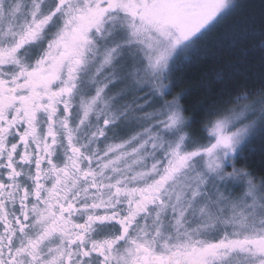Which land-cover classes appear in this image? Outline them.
Returning <instances> with one entry per match:
<instances>
[{
    "label": "snow or ice",
    "instance_id": "6c2138e0",
    "mask_svg": "<svg viewBox=\"0 0 264 264\" xmlns=\"http://www.w3.org/2000/svg\"><path fill=\"white\" fill-rule=\"evenodd\" d=\"M243 7L0 0V264H264V176L237 166L264 134V39L203 137L168 99L193 55L253 35L221 32Z\"/></svg>",
    "mask_w": 264,
    "mask_h": 264
},
{
    "label": "trees",
    "instance_id": "16d2710c",
    "mask_svg": "<svg viewBox=\"0 0 264 264\" xmlns=\"http://www.w3.org/2000/svg\"><path fill=\"white\" fill-rule=\"evenodd\" d=\"M244 5L243 9L226 22L231 25L233 21L247 22L249 30L253 33L249 38L236 45L235 49L225 47L223 52H216L215 48L209 46L211 52L216 55L205 57L203 52L192 56L191 63L183 64L180 70L174 73V86L172 91L181 96V103L188 108V115H196V123L192 128L202 131L204 112L221 92L237 94L245 83L240 72L244 67L253 66L252 72H259L262 61L260 42L264 37L257 35L264 29V0H239ZM255 20V25L252 20ZM215 42V41H214ZM224 72L223 80H217V74ZM231 74V75H230ZM250 151L246 153L247 162L240 161L237 166L242 167L247 163L251 171L257 177L264 176V134H257L252 143L249 144Z\"/></svg>",
    "mask_w": 264,
    "mask_h": 264
},
{
    "label": "rangeland",
    "instance_id": "374dc122",
    "mask_svg": "<svg viewBox=\"0 0 264 264\" xmlns=\"http://www.w3.org/2000/svg\"><path fill=\"white\" fill-rule=\"evenodd\" d=\"M114 92L116 91L115 89L113 90ZM172 96H178L177 94H175L173 91H172V95L168 97V99H171ZM149 111H151V109H148ZM190 132L194 133L197 137H203L205 134L202 132V131H195L193 129H190L189 130ZM201 142L202 143H206V140L204 139H201ZM229 191L231 192V194L234 196V197H238V196H241L242 193H243V188L241 186H234V185H230L229 186Z\"/></svg>",
    "mask_w": 264,
    "mask_h": 264
}]
</instances>
